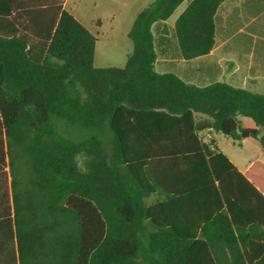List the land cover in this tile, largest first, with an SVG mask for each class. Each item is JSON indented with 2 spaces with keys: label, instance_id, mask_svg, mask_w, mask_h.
<instances>
[{
  "label": "trees",
  "instance_id": "16d2710c",
  "mask_svg": "<svg viewBox=\"0 0 264 264\" xmlns=\"http://www.w3.org/2000/svg\"><path fill=\"white\" fill-rule=\"evenodd\" d=\"M184 1L152 2L125 66L100 68L59 2L0 0V215L19 264H264V162L242 173L202 136L264 147V94L156 70L153 28ZM223 2L177 19L182 59L210 53Z\"/></svg>",
  "mask_w": 264,
  "mask_h": 264
},
{
  "label": "crops",
  "instance_id": "0c3cea01",
  "mask_svg": "<svg viewBox=\"0 0 264 264\" xmlns=\"http://www.w3.org/2000/svg\"><path fill=\"white\" fill-rule=\"evenodd\" d=\"M53 1L59 2L63 9L69 11L81 23L85 20V27L96 37L98 43L108 20L110 27L125 29L128 37L138 14L155 0H110V7L105 10L107 14L98 18H88L84 14L81 6L87 0ZM190 1L185 0L168 20L158 24L159 30L156 26L153 28L154 35L160 41L156 70L160 73H175L180 78L198 85L224 82L235 88L264 94V0H224L214 17L215 37L212 50L205 56L186 61L180 57L174 37V26ZM92 4L97 5V2L92 1ZM94 20H99L100 24H94ZM202 136L213 141L216 151L226 155L242 173L255 160L264 162V147L257 140L237 142L247 150L255 149L251 155L245 151H230L228 154L220 146L219 137L223 136L222 134L205 132ZM148 199V204L153 205L158 201V196ZM9 217L13 219L14 215H0V264H19L15 228L12 232L9 223L1 222Z\"/></svg>",
  "mask_w": 264,
  "mask_h": 264
},
{
  "label": "rangeland",
  "instance_id": "374dc122",
  "mask_svg": "<svg viewBox=\"0 0 264 264\" xmlns=\"http://www.w3.org/2000/svg\"><path fill=\"white\" fill-rule=\"evenodd\" d=\"M92 1H96L97 5L92 4ZM110 0H87L81 8L84 9V14L88 18H98L105 16L106 8H109ZM81 20V19H80ZM94 24H100L99 20H94ZM86 26V21L82 23ZM133 45L131 40L125 34V29L118 27H110L109 20L105 22V27L101 31L99 41L96 45V52L94 58V65L96 67H119L122 68L127 62V56L131 54ZM220 146L228 154L230 151H245L247 154H253L256 150H247L242 148L238 143H235L232 139H226L223 136L219 137ZM150 202V199H147Z\"/></svg>",
  "mask_w": 264,
  "mask_h": 264
}]
</instances>
